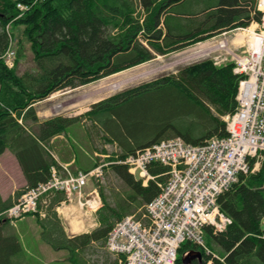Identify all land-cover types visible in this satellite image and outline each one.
Segmentation results:
<instances>
[{
    "label": "trees",
    "instance_id": "obj_1",
    "mask_svg": "<svg viewBox=\"0 0 264 264\" xmlns=\"http://www.w3.org/2000/svg\"><path fill=\"white\" fill-rule=\"evenodd\" d=\"M18 3L29 7L22 17ZM256 5L257 0H0V157L7 150L12 153L26 182L8 199L0 194V264H27L21 240L2 214L27 190L47 182L53 168L62 170L49 148L53 138L77 124L97 126L104 141L121 149L115 162L174 137L201 146L228 136L224 118L237 109L240 77L234 64L215 66L206 59L126 89L82 116L40 121L34 105L58 91L248 27L261 20ZM13 26L22 35L16 42V65L9 69L3 56L17 39L9 31ZM23 40L34 55V69L20 73ZM111 169L131 193L110 202L101 191L106 205L91 233L67 236L55 210L65 198L61 192L51 198L46 217H36L42 240L55 251H67L71 264H87L81 256L89 248L105 247L111 229L124 217L141 219L169 174L168 167L151 164L153 179L144 186L127 166L112 164ZM218 206L232 224L221 233L205 227V247L184 244L177 264L190 251L201 254V260L190 264H264V160L259 170L241 174Z\"/></svg>",
    "mask_w": 264,
    "mask_h": 264
},
{
    "label": "built area",
    "instance_id": "obj_2",
    "mask_svg": "<svg viewBox=\"0 0 264 264\" xmlns=\"http://www.w3.org/2000/svg\"><path fill=\"white\" fill-rule=\"evenodd\" d=\"M18 8L24 11L28 6L18 4ZM258 11L262 12L259 30L250 33L245 55H233L234 72L241 80L238 106L228 119V136L212 138L201 146L187 144L181 138L162 141L124 162L149 179H153L149 174L152 163L167 166L169 174L166 184L160 185L159 195L148 205V227L128 217L111 231L108 249L125 256L121 263L176 264L185 242L204 245L206 226L221 233L232 224L220 211L218 200L240 174L251 171L250 159L264 155V0H259ZM220 48L228 50L225 42ZM13 55H7L9 66H13ZM102 175L101 167L65 180L54 173L49 182L29 191L8 214L13 218L35 211L39 197L53 188L81 198L87 179ZM87 197L82 206L96 212L101 206L98 192Z\"/></svg>",
    "mask_w": 264,
    "mask_h": 264
},
{
    "label": "rangeland",
    "instance_id": "obj_3",
    "mask_svg": "<svg viewBox=\"0 0 264 264\" xmlns=\"http://www.w3.org/2000/svg\"><path fill=\"white\" fill-rule=\"evenodd\" d=\"M11 29L9 31L16 34L17 39L14 41L17 42L22 35V30L19 28L15 29V26ZM23 43L25 45V56L18 66L20 73L34 69V55L30 50L29 43L24 40ZM199 49L200 43L193 44L182 51L167 56L156 57L146 64L131 68L95 83L55 93L53 97L50 96L38 106L43 117L42 119H50L57 115L78 116L90 109L95 102L107 99L126 89L151 82L166 74L177 73L180 69L203 59L202 57L199 60L196 59V61L195 57L192 56V53ZM189 50L191 53L188 54L187 51ZM66 135L67 140L70 141V145L58 141L55 145H49V148L54 153L58 152L59 149L65 150L67 159L76 156V164L69 167L71 172H75L77 169H92L94 166L100 164H108L103 180L99 182L94 181V186L90 184L89 188L92 186L98 187L110 202H114L118 196L122 195L125 197L131 193L127 185L111 169V165L116 161L121 151L114 144L103 141L98 134L97 126L92 129L89 125L83 127L77 124L70 127ZM9 153H6L0 159V191L4 197L17 189L21 190L25 184L14 155L10 153L13 158ZM256 168H259V165ZM3 171H5L4 174ZM7 172L9 175H6ZM102 204L105 206L106 202L103 200ZM70 209L69 207L72 224L63 217V214L60 215L65 233L72 238L75 235H81L90 231L93 220H86L77 208L73 212ZM140 212L138 211L137 214H140ZM81 214L82 216H80ZM74 217H76V221L73 222ZM136 217L138 216L136 215ZM13 225L15 232L22 242L23 256L27 260V264H71L68 261L69 253L67 251H55L42 240L41 230L34 218L21 220ZM81 258L87 264H114L117 260V257L110 253L106 247L89 248Z\"/></svg>",
    "mask_w": 264,
    "mask_h": 264
},
{
    "label": "crops",
    "instance_id": "obj_4",
    "mask_svg": "<svg viewBox=\"0 0 264 264\" xmlns=\"http://www.w3.org/2000/svg\"><path fill=\"white\" fill-rule=\"evenodd\" d=\"M229 37H230V39L232 38V35H229ZM232 46H234V48H238L239 46H241L240 44H238V40L237 39H234L233 41H232ZM42 104V102H39V103H37L36 105H35V108L37 109V116H38V118L40 119V120H43L42 118V116H41V111H40V109L38 108V106H40ZM58 141H61L62 143H68L69 144V142H68V140L64 137V136H59V137H57V138H55V139H53V141L51 142V145H55ZM70 145V144H69ZM58 151V150H57ZM68 151V150H67ZM65 152V150H63V149H59V151L58 152H55V154H54V156L59 160V159H61V163H62V165L63 166H72L73 165V163H74V159L73 158H71V159H67V154L66 153H64ZM6 153H9V152H6ZM5 153V154H6ZM5 154H3L1 157H0V159L5 155ZM10 154V153H9ZM11 155V154H10ZM12 156V155H11ZM13 157V156H12ZM64 158V160L62 159V158ZM14 158V157H13ZM15 159V158H14ZM16 161V160H15ZM19 171H20V173H21V176H22V178H23V180L25 181V179H24V177H23V175H22V172H21V169L19 168ZM5 173V171H3V174ZM6 175H9V173L7 172L6 173ZM24 186H25V184H24ZM16 191V190H15ZM14 191V192H15ZM14 192H12V193H10V194H8L6 197H4L3 196V193L0 191V194L3 196V198L4 199H8L9 197H12L13 195H14ZM75 207H72V209H74ZM64 218L65 219H67L69 222H70V224H72V221H71V216H70V213H69V210H65L64 211ZM70 233H72V232H70ZM17 234V233H16ZM75 234V233H74ZM18 236V235H17ZM19 237V236H18ZM20 239V238H19ZM22 243V242H21ZM23 246V245H22Z\"/></svg>",
    "mask_w": 264,
    "mask_h": 264
},
{
    "label": "water",
    "instance_id": "obj_5",
    "mask_svg": "<svg viewBox=\"0 0 264 264\" xmlns=\"http://www.w3.org/2000/svg\"><path fill=\"white\" fill-rule=\"evenodd\" d=\"M201 260V254L199 252L190 251L182 258V264H190L194 259Z\"/></svg>",
    "mask_w": 264,
    "mask_h": 264
},
{
    "label": "bare ground",
    "instance_id": "obj_6",
    "mask_svg": "<svg viewBox=\"0 0 264 264\" xmlns=\"http://www.w3.org/2000/svg\"><path fill=\"white\" fill-rule=\"evenodd\" d=\"M244 35L241 36V38L243 37Z\"/></svg>",
    "mask_w": 264,
    "mask_h": 264
}]
</instances>
